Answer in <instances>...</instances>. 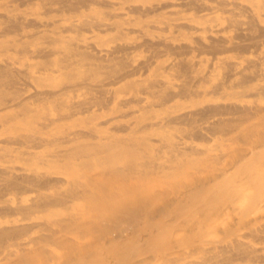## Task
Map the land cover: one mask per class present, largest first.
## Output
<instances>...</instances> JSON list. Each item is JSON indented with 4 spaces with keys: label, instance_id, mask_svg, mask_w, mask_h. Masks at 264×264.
Listing matches in <instances>:
<instances>
[{
    "label": "bare ground",
    "instance_id": "1",
    "mask_svg": "<svg viewBox=\"0 0 264 264\" xmlns=\"http://www.w3.org/2000/svg\"><path fill=\"white\" fill-rule=\"evenodd\" d=\"M15 1L0 5L7 10L0 14V61H4L0 62V122L13 124L7 131L10 135L0 140V250L12 258L8 264H49L52 257L63 261L81 250L87 255L86 264H129L147 252L159 256L161 264H264V245H254L264 243V227H254L213 246H203L195 236L198 231L190 230L184 243L190 241L189 245L195 246L192 250L165 253L179 248L172 241L179 215L182 221L192 223L199 212L218 211L233 201L244 181L254 184L255 201L264 190V172L255 173L264 163V105L259 103L264 99V52L245 63L223 59L208 72L204 62L196 60L197 52H219L227 38L210 37L207 44L188 33L195 25L209 21L217 10L229 12L230 26L236 28L244 22L238 15H245L249 32L237 33L240 41L229 49L245 51L250 45L244 41L264 42V0H235L231 5L226 0H158L150 6H130L129 11L138 16L124 23L121 13L80 16L84 8H109L105 0H39L36 5L42 13L54 9L62 14L59 21L48 24L37 17L22 16L23 11L12 5ZM243 1L252 4L251 10ZM175 6L171 13L177 17L167 15ZM205 10L209 15L201 14ZM189 11L190 21L179 22ZM153 12V17H146ZM125 23L140 24L141 31L150 37L140 43L127 42ZM89 29L92 35L84 33ZM180 39L188 42H173ZM116 40L123 42L104 53L88 49L92 42ZM37 43L44 46L33 49ZM143 44L152 48L154 56L161 49L186 56L180 61L166 63L165 58L149 64L152 73L146 92L159 103H173L159 115L139 98H129L114 110L134 107L129 113L139 112L133 121L113 128L103 125L94 106L109 109L106 93L111 82L106 79L137 73L138 67L124 70L129 66V50ZM12 54L18 56L17 61H8ZM19 62L22 69L16 66ZM37 72L43 76L36 77ZM210 73L222 77L203 92L199 88L209 83ZM23 75L35 78L43 88L27 93L19 87ZM139 85L127 82L122 89L136 95L143 91ZM79 93L85 97L74 101ZM217 93L236 102L211 103L171 115L182 105V98L205 100ZM249 97L254 99L244 102ZM45 109H56L59 116H45ZM75 116L78 118L73 120ZM64 120L87 129L74 130L67 122L59 134L48 132L50 124ZM152 135L159 137L157 141ZM207 137L214 139L213 148L188 143L206 141ZM225 141L232 147L229 154L212 152L225 146ZM33 158L36 160L31 162ZM56 160L65 162L61 169L68 173L67 178L14 171L36 170L44 162ZM15 161L22 166L14 165ZM49 188L54 194L42 193ZM33 190L39 194L24 202V195ZM189 192L195 197L189 198ZM33 214L40 218L34 223L28 221ZM170 218L175 226L166 221H172ZM101 243L107 254L83 251ZM55 250L63 252L58 255Z\"/></svg>",
    "mask_w": 264,
    "mask_h": 264
},
{
    "label": "rangeland",
    "instance_id": "2",
    "mask_svg": "<svg viewBox=\"0 0 264 264\" xmlns=\"http://www.w3.org/2000/svg\"><path fill=\"white\" fill-rule=\"evenodd\" d=\"M10 0H0V5L1 4H11L9 3ZM37 1L39 0H33L31 2H33V4L30 3L29 0H17L12 5H15V7H19V12L23 11L22 16L27 17L28 19H32L33 17H37L40 19L41 22L44 23H50V21H59L62 18V14L59 11H56L54 9L51 10H47L46 13H42V10L40 8L37 7ZM44 1H50V0H44ZM106 3L108 2L109 8L108 7H102L101 9L99 8H94V7H89L87 9L84 8V11L80 14L81 17H86V16H93V15H97V14H101L98 17H103L107 12H112V13H121L122 14V20L121 22H125L127 21H135V19L137 18L138 14H136L135 12H131L129 11V7H133V6H140V5H145V6H150L153 4H156L158 0H130V1H125V0H105ZM177 1V0H175ZM230 3V5L232 4V2H234L235 0H226ZM30 3V4H29ZM112 4V5H111ZM243 4L248 6L249 10L250 7L252 6L251 3L243 1ZM229 5V7H231ZM110 6H114L113 8ZM36 8V9H35ZM112 8V9H111ZM172 9H176L175 7H171L168 9V11L170 13H168L167 15H172V17H177L175 14H172ZM39 11L40 14L39 15ZM49 11V12H48ZM26 12H27V16H26ZM99 12V13H98ZM209 10H205L202 11L201 14L204 15H209ZM250 12V11H249ZM3 13H7L6 7H0V14ZM25 15H24V14ZM155 12L151 13L150 16H146V17H153V14ZM185 13V14H184ZM182 16H180V20L179 22H189V18L192 15L191 12H184ZM264 13V12H263ZM156 14V13H155ZM39 15V16H38ZM206 15V16H207ZM212 15H214L213 17H211V19L207 22L204 23H199L197 25H195V28L191 29L188 31V33L193 36V37H200L203 38L205 40V42L210 43V37H222V38H227L226 39V43L224 44V46L222 47V49L218 52H214L212 50H206L205 52L199 53L197 52L196 54L198 55L196 57V60L199 62H204V64L206 65V71H212L214 69V67L216 66V64H218L217 62L225 59V60H231L235 63H245L246 60L255 58L257 55L261 54L264 52V42H261L259 44H254V42H251V40H247L244 41L245 44H249L250 46L248 47L247 50L245 51H236V50H229L233 47V45L235 44V42H239L240 39L236 38L235 35H237V33H248L249 32V25L248 23L245 22L246 20V16L245 15H238V18L241 19L242 21H244L242 23V25L240 26V28H236V27H232L230 26V20H229V12L224 11V10H217V12L213 13ZM145 17V18H146ZM0 20H1V16H0ZM261 24L264 26V22H261ZM5 26V25H4ZM123 27L125 29V31H127L128 33V38L130 39L127 42H134V41H138L139 43L143 41V39L145 37H150L146 34H144L141 29L142 26L138 23H125L123 24ZM0 30H1V26H0ZM70 33V32H68ZM85 34L87 35H92L93 31L92 29L86 30L84 31ZM208 34V35H207ZM123 42L121 40H116V41H107L104 44H98V43H94L92 42V46H90L88 49L89 50H93L94 52H100V53H104L105 49L114 47V45H116L117 43ZM176 45H180V44H186L188 41L186 39H180V40H176L173 41ZM44 46L43 43H37V45L32 46L33 49L36 48H40ZM129 66L124 70L127 71V69L131 70L133 68L138 67L137 73L131 74L130 76H127L126 78H121L122 76L119 77H110L107 78L106 81H110L111 84L109 86L108 92L106 93V96L108 97V99L110 100L109 102V109L107 110V108L103 107V106H99V105H95L94 110H96L98 112V122L102 123L103 125H106L108 127H118L122 124L125 123H129L131 121H133V119L135 118L136 114H138L139 111H137L136 114H130L132 111V107L128 108L127 110H114V108L121 103L124 100H127L129 98H139L142 103L144 105H150L152 107V111L155 114H159V115H164L166 113L167 110L170 109V106L172 105L173 102H169L166 104L163 103H159L155 98H153L152 96H150L147 92H146V87H147V79H149V77L151 76V69L152 66L149 67V64L152 63V65L157 64L158 62L162 61L163 59H167L166 63H169L170 61H180L182 59H184L186 56L185 55H176L174 52L173 53H169L166 52L165 49H161V51L159 52L158 55L154 56L153 50L152 48H150L147 44H143L142 46H140L137 49H131L129 50ZM166 53V55H165ZM13 59L8 58V61H17L18 56H15L14 54H12L11 56ZM35 58V57H34ZM31 60V59H30ZM34 59H32L31 61H33ZM0 62H4L3 60ZM35 62V61H33ZM17 67L19 68H23L24 65L23 63L19 62L16 64ZM264 67V64H263ZM123 71V72H124ZM211 74V73H210ZM212 73L211 75H209V83L206 84V86L200 87L199 89L203 92L208 91L209 89H212V84H214L215 82H218V80L222 77L221 74L217 75ZM43 73L41 72H37L36 73V77H42ZM177 82H180V80H176ZM60 82V81H59ZM127 82H137L139 83L140 87L143 89V91L139 92L136 95H133L132 93H130L127 90L122 89L123 85ZM62 83V82H61ZM19 87L23 88V90H26L27 93L30 92H34L36 91L37 87L39 89L43 88V87H39L38 84L35 82V78L33 77H27V76H22L21 81L19 83ZM214 97H209L208 99L205 98V100H201L198 99L196 100V98H182L180 101L182 103V105L180 107L174 108L173 109V113L171 115H178V114H182L185 112H192L194 109H196L198 106H207L211 103H217V104H221L223 102H236V100L234 98H223L219 93L214 94ZM85 97L84 94H75L74 96V101L77 100H82ZM254 98H248V99H244V102H249L252 101ZM260 104L264 105V99H262L261 101H259ZM112 110V111H111ZM130 112V113H129ZM45 116H49L52 118H56L59 116V113L56 109H45L42 113ZM126 114V115H124ZM232 116V115H231ZM217 118L219 116H216ZM75 118H78L77 116L73 117V120H76ZM71 119V120H72ZM71 120L66 121L64 120V122L62 121H55L54 123L50 124V126H48L47 130L48 132H55L57 134H59L61 132V129L64 125V123H72V129L74 130H81V129H87V127L83 126L82 124H78L76 122H72ZM159 120H161L159 118ZM135 122V121H134ZM1 130L0 131V140L6 138L8 135H10L9 132H7L11 127H12V123H1ZM209 136H211V134H207ZM224 137V136H222ZM159 137L157 135H152L151 139H153L154 141H157ZM179 137H175L176 140H178ZM182 141H184L182 139ZM198 141V142H197ZM228 141V140H226ZM225 141V144L227 143ZM190 144H195V145H200V146H207L213 148L214 145V139H211L210 137H207L206 141H201V140H189ZM207 143V144H205ZM232 150L231 145L226 144L225 146L220 147V149H212V152L215 153H221V154H229L230 151ZM36 159L33 158L31 159V162H34ZM16 166H22L21 162H14L13 163ZM65 162L64 161H46L43 163V165L36 169V170H26V169H19V170H14L15 172L18 173H30V174H34V173H38L39 176L41 177H45V178H54V177H58V178H67L68 177V173H66L65 171H63L61 168L64 167ZM0 166H1V161H0ZM18 168V167H17ZM60 169V170H58ZM57 170V171H56ZM263 173L264 172V163H260L255 171V173ZM241 180V179H240ZM245 178L243 177L244 181ZM247 181H244V183L240 184L243 185L241 186V190L238 191V193H236L235 195H233L234 199L233 201H229V203L223 204L224 207L220 208L218 211L213 212H205V216L204 212H199L195 215L194 220H192L190 222H186V220H183V217L181 215H179L178 218L175 219V221H178L175 226V224L173 223V219L172 215H169L172 221L167 220L169 217H167L166 221H169L168 223H170L172 225V223L174 224L175 230H173V234H172V241L174 243H176L179 248H175L176 250H169L166 251L165 253L167 254H178L179 249L181 248V250H192L195 246H191L189 245V242H185V237L187 238L190 234V230L192 231H198L197 235L195 236H199V238L197 239H201L202 240V245L203 246H213L215 243L214 242H218L219 244H221L223 241L229 240L231 238L242 236L245 233H247L250 229L254 228V227H264V217H261V215L264 216V190L260 193L259 195V199L258 201L254 200V192H255V187L253 186L254 184H252V181L249 183H246ZM240 183V182H239ZM246 186V187H245ZM54 189L53 188H49V189H43L42 193L51 195L54 194ZM39 194L38 191H29L28 193H26L24 195V202H31V198L36 197ZM188 194V192H187ZM190 196L189 198H193L194 196V192H189ZM237 195V196H236ZM9 198L12 196V194L7 195ZM74 206V205H73ZM251 206V207H250ZM250 207V208H249ZM246 208H249L248 210H246ZM245 210H246V214H245ZM218 212V213H217ZM244 212V213H243ZM204 216H202V214ZM209 213V214H208ZM217 213V214H216ZM34 214H39V213H34ZM34 214L30 217V219L28 220L29 222H36L38 221L40 218H38V216H34ZM20 215V214H19ZM209 216V217H208ZM21 217V216H20ZM182 217V218H181ZM206 217V219L204 218ZM210 218V220H209ZM0 219L1 216H0ZM179 219V220H177ZM213 219V220H212ZM252 219V220H250ZM249 221V222H248ZM185 222V223H184ZM203 222V223H202ZM190 223V224H189ZM169 224V225H170ZM189 224V225H187ZM144 225V222H143ZM170 225V226H171ZM191 225V226H190ZM173 226V225H172ZM182 228H181V227ZM145 227V225L143 226ZM180 227V228H179ZM201 228V232L199 233V229ZM173 229V227H172ZM188 229V230H187ZM156 232L152 230L151 235L154 237V234ZM235 233V234H233ZM201 234V235H200ZM194 236V234H193ZM144 238V236H142ZM176 242H175V241ZM219 240V241H218ZM25 242L27 243V240L25 239ZM182 242V243H181ZM195 242V239L194 241ZM103 243H108L107 241L103 242ZM103 243H101V247L98 244L97 247H93V248H87V249H83L84 252H87L89 255H101V254H107V249L104 252V248L105 246L103 245ZM173 243V244H174ZM184 243V245H183ZM255 246L262 248L264 243H254ZM183 246V248H182ZM99 248V249H97ZM103 250V251H101ZM93 251V252H92ZM56 254L61 255V253L63 252V250H60L58 253L55 250ZM147 252L145 255L141 254L138 255L134 258V260L129 263V264H161L162 260L160 259V257L158 255L157 258L156 257H152L151 255L153 254L152 252ZM174 253V254H173ZM155 254V253H154ZM87 256V255H86ZM85 254H82V250L78 251V252H74L71 253L70 256L65 257L63 261L57 260L52 257L49 264H86L85 263V259H86ZM108 257L110 258V256L108 255ZM12 258H8L4 252L2 250H0V264H8L9 261H11Z\"/></svg>",
    "mask_w": 264,
    "mask_h": 264
}]
</instances>
